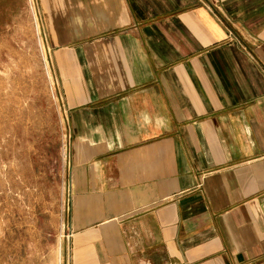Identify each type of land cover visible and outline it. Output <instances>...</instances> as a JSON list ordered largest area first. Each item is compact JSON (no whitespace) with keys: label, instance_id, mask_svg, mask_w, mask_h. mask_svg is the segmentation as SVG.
I'll return each instance as SVG.
<instances>
[{"label":"crops","instance_id":"obj_1","mask_svg":"<svg viewBox=\"0 0 264 264\" xmlns=\"http://www.w3.org/2000/svg\"><path fill=\"white\" fill-rule=\"evenodd\" d=\"M0 11H36L59 82L62 264H264V0Z\"/></svg>","mask_w":264,"mask_h":264},{"label":"rangeland","instance_id":"obj_2","mask_svg":"<svg viewBox=\"0 0 264 264\" xmlns=\"http://www.w3.org/2000/svg\"><path fill=\"white\" fill-rule=\"evenodd\" d=\"M36 11H0V264H62L68 137Z\"/></svg>","mask_w":264,"mask_h":264}]
</instances>
